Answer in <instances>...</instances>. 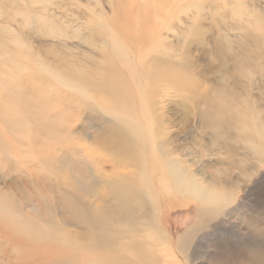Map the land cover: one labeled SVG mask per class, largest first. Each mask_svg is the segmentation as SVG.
Listing matches in <instances>:
<instances>
[{"label":"rangeland","instance_id":"obj_1","mask_svg":"<svg viewBox=\"0 0 264 264\" xmlns=\"http://www.w3.org/2000/svg\"><path fill=\"white\" fill-rule=\"evenodd\" d=\"M62 1L63 0H51L50 3L58 5L60 3L66 4L64 8L69 13L67 17H71V13L73 12L76 15L74 18L79 19V22L68 26L66 29L62 28L63 32L65 30V37L56 38L57 35L49 34V24L48 26H39L36 28L30 23L32 17L45 18L49 21V16H55V9L51 8L49 10V0H0V31L7 30L9 32L7 34L9 40L16 39L19 42V45L21 43L20 49H23H17L23 52V54L26 53L24 51H28L26 53V60L20 58H17L16 60V66H19L23 62L21 64L22 67L24 64V67L27 70L24 69V72L21 74L18 70L14 69L12 72L14 74L11 79L12 81L9 79L8 81L11 82L8 83L6 79L4 82L0 83V85L2 84L3 86L0 87L3 88L0 89L2 90L0 91V104H2V109L0 108V205L5 209L4 210L2 209L3 207H0V218L3 217L2 220L0 219V243H2L0 246V258L2 259L0 261L2 262L3 259L6 261L0 263L239 264L240 255H238V250L241 248L242 251L245 250L246 252V248L252 246V244L258 247L261 254H264V167L257 169L255 173L251 171L250 165L252 158L244 148L245 145L235 137H232V139L227 140L226 142L225 140L223 141L220 139L219 142L217 141V145H209L210 151L206 152L204 158L196 157L199 155L200 146H205L204 141H208L210 136L202 134V131L199 129V122L196 121V118L191 111L187 109L185 99L183 98L185 96L183 88L186 87L181 86V89L176 88L179 98L172 97V94L170 95L168 93H166V95L164 94V90L167 91V87L163 86V84L167 81H149L146 78L145 73L144 75L143 73H140L139 76V72L141 71L138 70L140 69V66H145L146 63H148L147 60L158 56L166 62L171 60V64L173 65H168L171 67L169 73L176 82H183L185 79L188 80L189 84L199 85L203 90H215L220 88V84H228L231 86L234 82L238 83L240 85L239 92L241 94L243 93L242 95L246 96V98L253 103V109L257 110L259 117L264 120V78L259 74L260 70L264 68V45L259 43V45L255 46L253 44V36H259L255 30L254 20L255 16L264 20V0ZM88 2L90 3L88 4ZM86 4L88 5L89 10L85 9L87 8ZM90 9L93 10V12L96 11V13L93 16V19H91L92 23L86 25V20L89 17L92 18L91 15L93 12L90 13ZM124 9L129 12L131 31L132 34L134 33L133 36L135 37H133L132 41L127 39L125 34L119 33L115 26V13L118 10ZM149 12L151 13L150 15L148 14ZM94 17L95 19L96 17L100 18L95 20ZM154 18L156 19L154 20ZM93 20L96 22L94 21L95 23H93ZM148 20H150V23ZM112 24L114 25L112 26ZM146 26L151 27L147 28ZM143 29H145L144 32L142 31ZM147 32L151 33L147 34ZM143 33H146L145 37L144 35L138 37V34ZM92 34L96 39H92ZM99 39H101V43L97 42V44H95L96 40L98 41ZM142 40H145L143 41L144 43L142 42L143 45L140 43ZM146 41L148 42L145 43ZM139 43L141 45H139ZM115 45L118 46L115 47ZM161 49H164V51L166 50V55H160V52H163ZM28 53H30V55ZM144 54H147L148 56ZM254 55L257 57L256 71L258 75L256 74L255 79L251 84L244 82V80H238L237 73L234 69L235 62H245L247 58ZM55 56H75L77 60H83L87 63H92V61H94L99 62L102 65H108V62L112 64V67L115 65L114 68L115 70L118 68L119 75H106L105 78L111 85H116V88L111 86L105 91L97 89L100 94H104L103 96L101 94L102 98L104 97V99H101L99 98L101 96L97 91V95L92 94L90 90H84V88L73 81H65L59 77V74L55 69H49V65L52 63ZM111 57L113 61L111 60ZM141 57L147 58H142L141 60ZM7 59L8 57H5L3 62L7 61ZM37 59L39 60L37 61ZM39 61L41 63H39ZM130 61H132V64H130ZM26 67H29V69ZM41 67L43 69H41ZM244 67L247 70H253L254 72V66L250 65V63L246 64ZM3 68H5V66ZM46 68L48 69L49 74L47 73ZM39 70H45L42 72V77H39L41 74V71ZM52 73H54V75H51ZM78 77H80V75H78ZM68 82L73 83L69 84ZM53 83L55 84L53 85ZM9 84L12 87L10 89H8L10 87ZM166 84L169 83L167 82ZM57 85L60 86V88L57 87ZM24 86L31 89H37L38 97L47 100V104H49V100L51 99L50 104L52 103V105L49 104L47 110L48 113L50 112L51 117L62 114L64 122H61L63 125L61 124L60 129H65L61 130L62 134L59 137L62 138L60 141L64 144L65 141L69 140L66 145H69V148L71 147V149L75 146L73 152H77V159H81V154L84 152L86 154L91 151L89 153L92 162L97 159L102 160L105 164L106 162L108 164L111 162L110 157L94 149L91 143L87 141L88 139L86 137L83 138L81 132L84 131V128H87V135L90 137L97 134L96 131L99 129L98 125L100 121L103 120H116L120 117L119 119H127L126 121L130 124L135 122V124H140V126L145 127L148 123L145 121V117L154 121L155 118L158 119L162 114L166 120L169 119L171 122V124H169V121L165 123L166 128H170V134L172 135L174 133L177 135L175 143H172V146H177V149L179 148L176 153L180 155L177 156L184 158L185 153L191 156L193 153L197 152L196 154H193L191 158L194 156V161H199V163L196 164V166H193L191 171L195 173H204L206 171L211 172L214 178H216L219 183L227 189V191L233 193L232 198L225 202L224 208L219 212V219L217 218L213 221H206L204 219L202 223H198L200 217L206 213V211H200L198 199L188 196L182 197L180 194L173 195L169 192V189L165 188V190L162 191L163 197L159 203L152 201L147 204L148 206L136 205V207H134L129 220L127 222H122V225L118 228L121 232L123 231L124 234L122 237L118 235L119 246L117 245L115 247L114 240L117 239L114 234L115 231L113 230H117V224L110 221L107 225L112 227H108L105 223L95 226L91 220L94 218L93 209L100 204L101 197L97 196V194H92V191L84 192L75 188L73 180L78 178L79 175L73 173L74 176L67 171L62 174L58 171L60 169H57L59 168L57 160L64 153H62V150L60 151L57 149L60 144L57 145V142L49 144V138H46L48 139L46 140V144L43 143L45 142V137L42 139L40 137L41 135H36V133L33 132V124L30 119L28 120L29 117L20 114L17 107V111H15V109L10 110L12 113L10 111L9 113L8 111H5V108L3 109V107H6L4 105L5 102L2 100L4 93L5 100L9 93L8 90H13V87H16L17 90L14 89V91L15 93H19L20 89ZM73 87L74 89H79L74 90ZM62 88L64 90L66 89V91H63ZM72 89L74 91H72ZM116 89H118L117 91L122 96L120 102L116 101V98L113 99ZM151 90L155 92L154 95L152 93L153 96H151ZM81 92L82 94L84 93L83 95L81 94L82 96L80 95ZM107 97H109L110 100H108ZM88 98L91 101H88ZM95 99H99L100 101H95ZM103 100L104 103L110 101V104H104L102 102ZM86 101L88 103H86ZM152 103H155V109L150 107ZM69 104L70 107H68ZM65 105L68 107V110L66 109L67 107L65 108ZM88 105L89 107L94 106V108L90 107L94 111L88 110ZM105 107H107V111L105 110ZM63 108L66 109H64V112ZM98 108L103 109L98 112ZM109 110L110 112L114 111L112 112L113 115L108 112ZM154 110L156 112H154ZM4 113H8V115L4 116ZM107 113H110L112 116H110V114L107 115ZM50 115L48 114V116ZM143 115L147 116L144 117ZM18 116L21 119L18 118ZM115 116L117 117L115 118ZM23 117L26 120H24ZM187 119L189 120V123H187ZM15 124H17L18 128ZM24 133L27 134L23 135ZM64 133L66 137L64 136ZM32 137H36V139L34 138L36 141ZM67 137L69 139H67ZM42 140L43 142H41ZM39 142H41V144H39ZM71 143L73 144L71 145ZM209 143L212 144L211 139L209 140ZM224 145H228L232 151H224ZM220 146H222V150H219ZM42 147L44 148L42 149ZM52 147H55L56 149L52 151ZM6 151L8 154H5L7 153ZM26 152H28V154H26ZM79 156L81 157L79 158ZM46 157V161L51 159V162L48 163L47 161V164L45 165L44 163L43 165ZM5 158L8 162L4 160ZM240 159L245 160L247 165L242 168L238 167L236 161ZM13 162L14 164H12ZM45 167H48V169L52 168V170L50 169L51 172H49L47 168L45 169ZM94 167L95 165L92 166L93 172ZM102 168H104L102 177L104 175L109 176L111 177L112 182H110L111 179H107V181L104 180L105 182L103 181L102 183V180H100V184L97 183V189L101 192L102 196L111 203L114 202L118 194H120L128 205L132 204V198L138 191L144 197L149 199H152L159 194L158 192H155L153 195L146 192L148 185H150V179L147 178V176H143V168L139 167L137 169H132L131 167L125 168L120 165H116V167L108 165H105L104 167L103 165ZM43 169L47 171L45 172ZM65 173L66 175L64 176ZM48 175L51 176L46 177ZM208 176H210V174H208L207 177ZM200 178L198 177V179ZM206 179L207 178H205V180ZM69 182H71V185ZM122 182L124 185L126 184V186H124ZM118 185L122 187V193L116 190V186ZM59 194H61V196H59ZM62 195H64V199H62ZM151 195L153 197H151ZM69 197H72V203L69 201L71 200ZM4 198H7L10 202ZM79 198L83 199L81 203L78 201L76 202ZM3 200L5 203H3ZM63 200L67 202V205L70 204L73 206L74 209L65 208V202ZM60 201H62L61 205H57V203L60 204ZM209 201L212 205H215L216 201L214 196H211ZM3 204L6 205L4 206ZM14 207H17L15 208L17 212L14 210ZM10 208L13 211L9 210ZM41 208H43V210ZM7 210L12 212L9 213ZM18 211H20V214H18ZM85 212H88V214ZM10 214L15 219L12 218ZM16 215L20 217H16ZM21 217L23 218L22 220ZM4 218L6 219V223H4ZM40 218L41 221H39ZM63 220L65 221L63 222ZM21 221H24V223H21ZM28 221L33 222L35 228L32 227V229L30 226L28 227L27 225L30 224ZM87 221H89V223ZM38 225L39 227H36ZM51 228L54 230L57 237L52 233ZM37 229L38 231L35 232ZM44 229L46 230V233L43 236V231L45 232ZM91 229H93V232ZM97 229L99 231H95ZM109 230L111 231L109 232ZM156 230H159L160 232V244L162 243L160 246V249L162 250L161 252L155 251L150 243V241L153 240V232ZM143 231L145 232L143 233ZM82 232H85V236L81 235ZM15 233L18 234L16 235ZM25 234L30 237L28 238ZM131 235L134 239L131 238ZM134 235L137 236L134 237ZM32 236L35 241L32 240ZM67 236H69V239ZM102 236H105V238H102ZM62 238L64 240H62ZM107 238L109 239L107 240ZM53 239L55 243L52 241ZM103 239H105V245ZM140 239H142V242ZM179 239L180 244L182 245L178 248ZM61 240L63 242H60ZM108 241L111 242L109 243ZM184 241L189 242L188 249L187 246L184 245ZM4 244L6 246H4ZM64 244L66 245L64 246ZM101 245L106 247H102ZM2 246L4 248H2ZM14 246L15 248H13ZM57 246H59V248H57ZM15 249L17 250L14 252L16 255L13 254ZM61 249H64L65 251L62 250L61 252ZM46 253L49 254V257ZM89 253H91V255ZM92 255L93 257H91ZM104 255H106V257ZM19 256H22L21 259ZM86 256H88L89 260L91 259L88 263L85 262V260L88 261ZM109 256L113 257L108 258ZM9 258H11V262L9 261ZM94 259L96 262L92 261Z\"/></svg>","mask_w":264,"mask_h":264},{"label":"bare ground","instance_id":"obj_2","mask_svg":"<svg viewBox=\"0 0 264 264\" xmlns=\"http://www.w3.org/2000/svg\"><path fill=\"white\" fill-rule=\"evenodd\" d=\"M51 0H49V10L51 8L55 9V16H49V21L48 19L45 18H35L32 17L30 19V23L32 26L34 27H39V26H48L49 24V34L51 35H57L56 38H64L65 35V30L63 32L62 28H67L68 26L72 25V24H76L78 23L79 19H75L74 17H76V15L72 12L71 13V17H67L68 16V12L65 10V5L64 3H60L58 4H53L50 3ZM64 1V0H63ZM62 1V2H63ZM112 1V0H111ZM123 1V0H122ZM121 1V2H122ZM96 2V1H94ZM90 2H88L89 4ZM112 3V2H111ZM123 3V2H122ZM64 4V5H63ZM111 5V4H110ZM85 7V6H84ZM85 8L86 10H89L88 5L86 4ZM93 7V6H92ZM91 8V6H90ZM92 9V8H91ZM90 9V13L93 12V10ZM154 12V11H152ZM96 11L92 13V18L89 17L85 22L86 25H89V23H92L91 19H93V16L95 15ZM141 13V12H140ZM136 14V13H135ZM139 14V13H138ZM149 15L151 14L150 12L148 13ZM100 15V14H99ZM97 15V16H99ZM156 15V13H155ZM159 15V14H158ZM157 15V16H158ZM90 16V15H88ZM102 16V14H101ZM129 12L124 9V10H118L115 13V26L116 29L119 33L121 34H125V37L129 40L132 41L133 39V34L131 31V20L129 18ZM133 17V16H132ZM159 17V16H158ZM100 18V17H98ZM96 17V19H98ZM102 18V17H101ZM107 18V17H106ZM135 18V17H134ZM71 19V20H70ZM75 19V20H73ZM95 19V17H94ZM95 19V20H96ZM136 19V18H135ZM149 19V18H148ZM151 19V18H150ZM156 18H154L155 20ZM57 20V22H56ZM93 20V23H95L96 21ZM101 20V19H100ZM95 21V22H94ZM141 21V20H140ZM150 23V20H148ZM101 23V22H100ZM147 23V22H146ZM154 23V22H153ZM145 24V23H143ZM114 24H112L113 26ZM254 25H255V30L257 31V35L259 36H253V44L259 45L263 44L264 45V20L260 17H256L255 16V20H254ZM157 26V25H155ZM75 27V26H74ZM147 27V26H146ZM145 27V29L147 30V28L151 27L148 26L147 28ZM115 29V28H114ZM143 29L142 31L144 32ZM141 30V29H140ZM156 30V29H154ZM100 31V30H98ZM137 31V29H136ZM104 32V30H103ZM9 32L7 30L5 31H0V83L4 82L6 79L7 81L10 79H12V76L14 75L12 72L14 69L18 70V72H20L22 74V72H24V64L22 67V63L19 66H16V60L17 58L26 60L27 59V52L28 51H24L26 53L23 54V52H21L20 50V45L18 44L19 42L16 39H12L9 40L7 37V34ZM151 33V32H147ZM136 34V33H135ZM146 33L143 34H138V37H142L144 35L145 37ZM156 34V33H155ZM96 35V33H95ZM120 35V34H119ZM92 39H96L95 36H93V34L91 35ZM101 36V35H100ZM150 36V35H148ZM147 36V37H148ZM102 37V36H101ZM100 37V38H101ZM135 38V37H134ZM150 38V37H149ZM136 40V39H135ZM11 41V42H10ZM145 40H142L140 43H142ZM157 41V40H156ZM97 42L101 43V39H99L98 41L96 40L95 44H97ZM148 41H146L145 43H147ZM104 43V42H103ZM106 43V42H105ZM116 43V42H115ZM139 43V45H141ZM144 43V42H143ZM142 43V45H143ZM121 44V43H119ZM118 44V45H119ZM156 44V43H155ZM118 45H115L118 46ZM154 45V44H153ZM102 46V45H101ZM122 46V45H121ZM137 46V44H136ZM146 46V45H145ZM144 46V47H145ZM149 46V45H148ZM23 47V46H22ZM141 47V46H139ZM142 47V48H144ZM153 47V46H152ZM157 47V46H156ZM15 48V49H14ZM19 48V49H17ZM124 48V47H123ZM26 49V48H25ZM106 49V48H105ZM154 49V48H153ZM113 50V49H112ZM115 50V49H114ZM156 50V49H155ZM125 51V50H124ZM157 51V50H156ZM160 55L163 56L166 55L167 52L164 51V49H161ZM173 51V50H171ZM159 52V51H158ZM106 53V52H104ZM26 54V55H25ZM30 55V53H28ZM121 54V52H120ZM9 55V56H8ZM24 55V56H23ZM147 55V54H144ZM143 55V56H144ZM152 55V54H151ZM72 56V55H71ZM71 56H64V57H59V56H55L52 60V63H50L49 65V69L53 68L55 69V71L59 74V77H61L62 79H64L65 81H73L75 83H77L78 85H80L82 88L87 89L88 91L90 90L92 92V94H96L97 93L101 96V94L98 92V90H107L108 87H114L116 88V85H111L110 83H108L107 79L105 78L106 75H119L118 74V68L117 70H115V65L114 67H112L111 63H108V65H102L99 62H94L92 61V63H87L85 61H80L77 60V58L71 57ZM148 56V55H147ZM7 58V61L3 62L4 58ZM29 57V56H28ZM3 58V59H2ZM122 58V57H121ZM133 58V57H132ZM144 57H141V60ZM147 58V57H146ZM144 58V59H146ZM128 59V58H127ZM257 57L254 55L252 57L247 58V60L245 62L242 61H236L234 64V69L237 73V77L238 80H244V82H247L248 84H251V82H253V80L255 79V76L257 74V61H256ZM36 60V58H35ZM39 59H37L38 61ZM109 60V58H108ZM112 60V57H111ZM115 60V59H114ZM170 60V59H169ZM107 61V60H105ZM113 61V60H112ZM134 61V60H133ZM148 63H146V65H142L140 66V69H138L139 71V76L140 73H145L146 78L149 81H167L169 84H163V86H166L167 91L164 90V94L168 93V94H172V97L174 96L175 98H179L178 93L176 92V88H180L181 86H185L186 88L184 89V93L185 96L183 97L185 99V104L187 105V109L189 111H191V113L194 115V117L196 118V121L199 122V129L202 131V134H205L206 136H210L209 140H212V144L209 143L208 141H204L205 146H200V150H199V155L196 157L199 158H204L206 156V152H209V145H217V141L219 142L220 139H222L223 141L225 140V142L227 140L232 139V137H235L237 140H239L244 146V148L247 150V153L251 156L252 158V162L250 165V169L253 173H255V171H257V169L264 167V120L261 119L259 117V113L257 112V110L253 109V103H251L248 98H246V96L242 95L239 92L240 89V85L238 83H233L231 86H229L228 84L226 85H219L220 88H217L215 90H203L201 89V87L199 85H191L188 83V80H183V82H176L172 75H170V66L168 65H173L171 64V60L169 62L164 61L162 58L160 57H152L149 60H147ZM115 62V61H114ZM129 62V60H128ZM132 64V61H130ZM39 63H41L39 61ZM250 63V65L254 66V72L253 70H247L244 66L246 64ZM106 64V63H105ZM115 64V63H114ZM142 64V63H141ZM175 64V63H174ZM36 65V64H35ZM44 65V64H43ZM139 65V64H138ZM176 65V64H175ZM5 66V68H3ZM11 68H9V67ZM29 66V65H28ZM107 66V67H105ZM130 66V65H129ZM30 67V66H29ZM29 67H26L29 69ZM137 67V66H136ZM145 67V68H144ZM48 68V67H47ZM46 68V69H47ZM121 68V67H120ZM127 68V67H126ZM131 68V66H130ZM139 68V66H138ZM41 69H43L41 67ZM124 69V68H123ZM27 70V69H25ZM122 70V69H121ZM126 70V69H125ZM41 71L39 74V77H42L41 75L43 74L42 72L45 70H39ZM50 72V71H49ZM45 73V72H44ZM47 73H48V69H47ZM46 73V75H47ZM51 73V72H50ZM128 73V72H127ZM134 73V72H133ZM49 74V73H48ZM259 74H261L262 78H264V68L260 70ZM38 75V74H37ZM51 75H54V73H52ZM78 75H80V77H78ZM135 75V74H133ZM258 75V74H257ZM58 76V75H57ZM56 76V77H57ZM129 76V74H128ZM51 77V76H50ZM53 77V76H52ZM57 77V78H59ZM51 79V78H50ZM49 79V80H50ZM41 80V79H40ZM54 80V79H53ZM51 80V81H53ZM133 80V79H132ZM169 80V81H168ZM12 81V80H11ZM10 81V82H11ZM42 81V80H41ZM50 81V82H51ZM182 81V80H181ZM8 81V83H10ZM54 82V81H53ZM63 82V81H62ZM68 82V83H69ZM73 82L69 83L72 84ZM140 82V81H139ZM65 83V82H64ZM67 83V84H68ZM16 84V83H15ZM52 84V82H51ZM55 83H53L54 85ZM152 84V83H151ZM185 84V85H184ZM4 85V84H3ZM77 85V86H78ZM136 85V84H135ZM2 86V84L0 85V87ZM10 86V84H9ZM65 86V85H64ZM3 87V86H2ZM8 87V86H7ZM17 87V86H16ZM16 87H13L15 90H17ZM51 87V86H50ZM57 87L60 88V86L57 85ZM67 87V86H66ZM79 87V86H78ZM144 87V86H143ZM154 87V86H153ZM12 88L11 86L8 88L10 89ZM55 88V86H54ZM76 88V87H75ZM3 89V88H0ZM13 90H8L9 93L6 96L7 98L4 100V95H3V102H5V106L3 107V109L5 108V111H9L11 109H15V111H19L20 114L25 115L28 118V120L30 119V121L33 124V129L36 133V135L38 134L42 139L43 137H45V142H43V140L41 142L46 144V138H49V144L53 143V142H57L60 146L57 148L58 150H62L63 155L59 157V159L57 160V162L59 163V168L58 170L60 173L63 174V172H69L70 174L72 173V175L76 174L79 175L78 178H76L75 180H73V185L75 186V188L79 189L80 191H84V192H91L92 194H97V196L101 197V202L100 204L95 207L93 209V216L94 218L91 219L93 221V225H101V224H106L109 223L110 221H113V223L115 222L117 224V230H113L115 231V237L117 240H114V246L116 247L118 244V239L119 236L122 237V235L124 234L123 231L121 232L119 228V226L122 225V222H127L130 218V216L132 215V210L134 209V207H136V205H144V206H148L147 204H149V202L155 201L156 203H159V201H161L163 195H162V191L165 190V188L169 189V192L171 194H180V196L182 197H193L198 199L199 201V208L200 211H206V213L200 217V221L198 223H202L204 221V219L207 221H213L216 220L217 218L219 219V212L224 208V204L226 201H228L230 198H232L233 193L227 191L226 188H224L219 181L214 178L213 174L211 172H204V173H195L192 172L191 169L193 168V166H196V164L199 163V161H194V156L191 158V156H189L188 154H184V158H181L177 155L176 152L178 151L177 146H172V143H175V138L177 137V135H175L174 133L171 135L169 132L170 128H166V122L169 121V124H171L170 120H166L164 118V116L161 114V116L158 119H154V121H152L150 118H146L145 116L147 115H143L145 117V121H147V126L142 127L140 126V124H135V122L133 123H128L125 119H116V120H103L100 121L99 125H98V131L97 134L93 135V136H88L87 135V128H84V131L81 132V135L84 137H86L87 141H89L92 145V147H94V149H96L97 151H100L103 154H106L108 157H110V161L109 164L106 162V164L100 160H93V162L91 161V156L90 153L91 151L87 152L85 154V152L83 154H81L82 158L81 159H77L76 154L77 152L74 151V147H72L73 149H71V147L69 148V145H66L67 141H65V143L63 144L60 139L59 136L62 134L61 130L64 129H60L61 126V122H64L63 118H62V114L59 116H52L50 115V112L48 113V106L50 104V100H49V104H47V100L43 99L42 97H38L37 95V89L34 88H27L26 86L22 87V89H20L19 93H15V91ZM63 89V88H62ZM70 89V88H69ZM74 89V87H73ZM79 88H76V89ZM81 89V88H80ZM98 89V90H97ZM137 89V88H136ZM152 89V88H151ZM118 89H116L115 94L113 99H117L116 101L120 102V99H122L121 94L117 91ZM145 90V88H144ZM2 91V90H0ZM63 91H66V89ZM82 91V90H81ZM97 91V93H96ZM170 91V92H169ZM17 92V91H16ZM58 92V91H57ZM71 92V91H69ZM85 92V91H84ZM128 92V91H127ZM88 93V92H86ZM90 93V92H89ZM130 93V92H129ZM140 93V90H139ZM146 93V92H145ZM151 96L154 95V91L151 90L150 91ZM153 93V95H152ZM82 94V92L80 93V95ZM84 94V93H83ZM82 94V95H83ZM74 95V93H73ZM81 95V96H82ZM90 95V94H89ZM88 95V96H89ZM95 95V96H96ZM98 95V97H99ZM104 94H102L103 96ZM113 95V94H112ZM143 95V94H142ZM167 95V94H166ZM87 96V95H85ZM101 99H104V97ZM110 96V95H109ZM138 96V95H137ZM140 96V95H139ZM75 97V96H73ZM97 97V96H96ZM82 98V97H81ZM90 98V97H89ZM88 98V101L90 100ZM108 100H110L109 97H107ZM144 98V97H143ZM106 99V97H105ZM154 99V98H153ZM84 100V99H83ZM94 100V99H93ZM92 100V101H93ZM91 101V100H90ZM95 101H100L99 99ZM94 101V102H95ZM107 101V99H106ZM144 101V100H143ZM142 101V102H143ZM146 101V99H145ZM59 102V101H58ZM75 102V101H74ZM83 102V101H82ZM93 102V103H94ZM104 103V100L102 101ZM101 102V103H102ZM110 102V101H109ZM109 102H105L106 105ZM80 103V102H79ZM86 103H88L86 101ZM100 103V102H99ZM104 103V104H105ZM139 103V102H138ZM60 104V103H58ZM97 104V103H96ZM110 104V103H109ZM148 104V102H147ZM2 104H0V108ZM52 105V103L50 104ZM54 105V104H53ZM61 105V104H60ZM95 105V104H92ZM99 105V104H97ZM96 105V107H97ZM149 105V104H148ZM72 106V105H71ZM101 106V105H99ZM110 106V105H109ZM108 106V107H109ZM143 106V105H141ZM160 106V105H159ZM18 109H17V108ZM54 107V106H53ZM52 107V108H53ZM67 106L65 105V108ZM70 107V104L69 106ZM68 107L66 108L68 110ZM83 107V106H82ZM87 107V106H86ZM85 107V108H86ZM92 107V106H90ZM88 105V110H92V108H94V106L92 108H90ZM103 107V106H102ZM140 107V106H139ZM148 107V106H146ZM145 107V108H146ZM150 107L155 109V103H152L150 105ZM57 108V107H56ZM65 108H63V112L66 110ZM84 108V107H83ZM2 109V108H1ZM17 109V110H16ZM65 109V110H64ZM103 109V108H102ZM102 109L98 108V112L99 110L101 111ZM107 109V107H105V110ZM113 109V108H112ZM110 109V110H112ZM158 109V108H157ZM51 110V109H50ZM49 110V111H50ZM55 110V109H54ZM70 110V109H69ZM81 110V109H80ZM87 110V109H86ZM110 110L108 112H110ZM120 110V109H119ZM146 110V109H145ZM14 111V112H15ZM52 111V110H51ZM94 111V110H92ZM97 111V110H96ZM107 111V110H106ZM105 111V112H106ZM118 111V109H117ZM116 111V112H117ZM124 111V110H123ZM147 111V110H146ZM188 111V112H189ZM11 112V111H10ZM89 112V111H88ZM104 112V111H102ZM114 112V111H112ZM110 112V113H112ZM121 112V111H120ZM148 112V111H147ZM154 112H156L154 110ZM6 113V112H5ZM4 113V116H7V114ZM12 113V112H11ZM97 113V112H96ZM110 113H107L110 114ZM141 113V112H140ZM48 114L50 116H48ZM122 114V113H121ZM149 114V113H148ZM158 114V113H157ZM190 114V113H188ZM15 115V114H14ZM21 115V116H22ZM113 115V113H112ZM110 114V116H112ZM142 115V113H141ZM3 116V117H4ZM24 116V117H25ZM149 116V115H148ZM156 116V115H155ZM13 117V116H12ZM23 117V119H24ZM117 116H115L116 118ZM122 117V116H121ZM18 118H20L18 116ZM26 118V117H25ZM143 118V117H142ZM21 119V118H20ZM7 120V119H6ZM16 120V119H14ZM26 120V119H24ZM188 120V119H187ZM19 121V120H18ZM13 122V121H11ZM10 122V123H11ZM27 122V121H25ZM6 123V122H5ZM29 123V121H28ZM187 123H189V120L187 121ZM9 124V123H8ZM168 124V125H169ZM14 125V123H13ZM17 127V124H15ZM22 125V123H21ZM63 125V124H62ZM9 126V125H8ZM18 128V127H17ZM27 128V127H26ZM91 128V127H90ZM22 129V128H21ZM28 129V128H27ZM25 130V129H24ZM69 131V130H67ZM26 132V131H25ZM65 132V131H64ZM190 132V131H189ZM188 132V133H189ZM28 133V132H27ZM24 133L23 135L27 134ZM21 134V133H19ZM33 134V133H32ZM35 135V134H33ZM32 135V136H33ZM74 135V134H73ZM38 136V138H39ZM48 136V137H47ZM65 136V133H64ZM63 136V137H64ZM189 136V135H188ZM66 137V136H65ZM70 137V136H69ZM26 138V137H25ZM33 138V137H32ZM36 139V137H34ZM33 138V139H34ZM41 138H39L41 140ZM3 139V138H2ZM34 139V140H35ZM67 139H69L67 137ZM71 139V137H70ZM39 140V141H40ZM36 141V140H35ZM38 141V139H37ZM41 142H39V144H41ZM72 142V141H71ZM31 143V142H30ZM48 144V142H47ZM70 144V143H69ZM73 143H71L72 145ZM30 145V144H29ZM70 145V146H71ZM85 145V144H84ZM88 145V144H86ZM3 146V145H1ZM42 146V145H41ZM39 147V146H38ZM44 147H42L43 149ZM32 149V148H31ZM56 148L52 147V151H54ZM224 151H232V149L229 148L228 145H224L223 146ZM4 150V149H3ZM30 150V149H29ZM33 150V149H32ZM38 150V149H37ZM78 150V149H77ZM85 150V149H84ZM219 150H222V146L219 147ZM8 151V150H7ZM6 151V152H7ZM31 151V150H30ZM2 152V151H1ZM9 152V151H8ZM5 153V154H8ZM59 152V151H58ZM235 152V151H234ZM98 153V152H97ZM26 154H28V152H26ZM35 154V153H34ZM46 154V153H45ZM94 154V151H93ZM191 154V153H190ZM3 155V154H2ZM1 155V156H2ZM30 155V154H29ZM33 155V154H32ZM56 155V154H55ZM80 155V154H79ZM10 156V155H9ZM36 156V155H35ZM79 156V158L81 157ZM4 157V156H3ZM43 157V156H42ZM55 157V156H54ZM95 157V154H94ZM179 157V158H178ZM7 158V157H6ZM6 158L4 159L6 161ZM232 158V157H231ZM2 159V158H1ZM35 159V158H34ZM37 159V158H36ZM47 157L45 158V162H43V165L45 163V165L47 164L46 161ZM51 160V159H50ZM48 161V163H50L51 161ZM230 160V158H229ZM233 160V159H231ZM1 161V160H0ZM37 161V160H36ZM44 161V158H43ZM54 161V160H53ZM8 162V161H6ZM34 162V161H33ZM202 162V161H201ZM4 163V162H3ZM54 163V162H53ZM56 163V162H55ZM7 164V163H6ZM5 164V165H6ZM14 164V162L12 163ZM236 164L238 165V167L242 168L243 166H246V161L245 160H237ZM51 165V164H50ZM49 165V166H50ZM94 172L92 170V166H94ZM104 165H108V166H112V167H116V165H120L122 167L125 168H132V169H137V168H143V176H147V178L150 179V185H148L147 187V191L149 194H153L155 192H158L159 194L157 196H152V199H149L147 197H144L139 191L134 195V197L132 198V204L128 205V203L120 196V194H118V196L116 197V199L114 200V202H109L108 200H106L104 198V196H102L101 192L97 189V183L100 184V180L101 183L107 179H111V177L104 175L102 177V173L104 172V168H102ZM2 166V165H1ZM13 166V165H12ZM6 167V166H5ZM10 167V166H9ZM52 167V166H51ZM202 167V166H201ZM48 169V167H45V169ZM43 169V170H45ZM52 170V168H50ZM49 170V172H51ZM12 170V169H11ZM16 170V169H15ZM47 170H45L46 172ZM56 171V170H55ZM57 171V172H58ZM48 172V173H49ZM58 172V173H59ZM46 173V174H48ZM74 173V174H73ZM101 174V175H100ZM210 174V176L207 177V175ZM56 175V172H55ZM54 175V176H55ZM66 175V173L64 174V176ZM101 178H100V176ZM51 175H48L46 177H49ZM71 176V175H69ZM75 176V175H74ZM156 177V178H154ZM198 177L200 179H198ZM55 178V177H54ZM66 178V177H64ZM205 178H207L205 180ZM37 179V178H36ZM71 179V178H70ZM74 179V178H73ZM98 180V182H97ZM109 181V180H108ZM105 182V181H104ZM112 182V179L111 181ZM71 185V182H69ZM123 183V182H122ZM148 183V182H147ZM64 184V183H63ZM13 185V184H12ZM47 185V184H46ZM62 185V184H61ZM124 185V183H123ZM119 186V185H118ZM116 186V190L118 192H123L122 191V187H118ZM126 186V184L124 185ZM16 187V186H15ZM104 187V186H103ZM64 189V188H63ZM141 189V188H140ZM143 189V188H142ZM65 190V189H64ZM70 190V189H68ZM74 190V189H73ZM106 191V190H104ZM133 191V190H132ZM145 191V190H144ZM64 192V191H63ZM62 192V193H63ZM129 192V191H128ZM127 192V194H128ZM144 193V192H143ZM1 194V193H0ZM66 194V193H65ZM73 194V193H72ZM131 194V193H130ZM1 196V195H0ZM59 196H61V194H59ZM67 196V194H66ZM72 196V195H71ZM96 196V195H95ZM211 196L215 197V205H212L209 201V198ZM6 197V196H5ZM62 199H64V195H62ZM78 197V196H77ZM76 197V198H77ZM80 197V196H79ZM130 197V196H128ZM41 198V197H40ZM39 198V199H40ZM60 198V197H59ZM58 198V199H59ZM5 199V198H4ZM7 199V198H6ZM5 199V200H6ZM11 199V198H9ZM71 199V200H69ZM69 201H71L72 203V197H69ZM97 199V197H96ZM131 199V198H128ZM8 200V199H7ZM60 200V199H59ZM233 200V199H232ZM9 201V200H8ZM41 201V200H40ZM64 203V207L65 208H71L74 209L73 206H71L69 203V205H67V202L65 200H63ZM82 202L83 199L79 198V200H76V202ZM10 202V201H9ZM57 202L59 203V201L57 200ZM57 203V205H61ZM99 202V201H98ZM232 202V201H231ZM3 203L4 200H3ZM41 203V202H40ZM89 203V201H88ZM87 203V204H88ZM7 204V203H6ZM6 204H3L4 206ZM9 204V203H8ZM75 204V203H74ZM42 205V203H41ZM85 205V204H83ZM89 205V204H88ZM1 207V205H0ZM3 207V206H2ZM1 207V208H2ZM43 207V205H42ZM60 207V206H59ZM7 208V207H6ZM17 207H14V210ZM49 208V206H48ZM86 208V207H85ZM4 209V207L2 208ZM40 209V207H39ZM43 210V208H41ZM46 209V208H45ZM5 210V209H4ZM3 210V211H4ZM9 210H12L11 208ZM33 210V208H32ZM85 210V209H84ZM13 211V210H12ZM12 211H8L7 212H12ZM16 211V210H15ZM17 212V211H16ZM20 214V211H18ZM14 213V212H13ZM35 213V212H34ZM44 213V212H43ZM88 214V212H85ZM5 214V213H4ZM17 214V213H16ZM17 214V215H18ZM50 214V213H49ZM53 214V213H52ZM6 215V214H5ZM11 215V214H10ZM16 217H20L17 216ZM24 215V214H23ZM48 215V214H47ZM9 216V215H8ZM12 216V215H11ZM25 216V215H24ZM23 217V216H22ZM21 217V220L23 219ZM90 217V215H89ZM88 217V218H89ZM3 218V217H2ZM2 218H0L2 220ZM12 218H14L12 216ZM43 218V217H42ZM45 218V217H44ZM65 218V217H64ZM5 219V218H4ZM15 219V218H14ZM26 219V218H25ZM66 219V218H65ZM0 220V221H1ZM28 220V219H27ZM32 220V218H31ZM89 220V219H88ZM8 221V219H7ZM11 221V220H10ZM39 221H41V218L39 219ZM65 220H63L64 222ZM68 221V220H67ZM90 221V220H89ZM89 221H87L89 223ZM139 221V220H138ZM30 222V221H28ZM35 222V221H34ZM46 222V220H45ZM69 222V221H68ZM1 223V222H0ZM4 223H6V219L4 221ZM21 223H24V221H21ZM20 223V224H21ZM33 222H30L29 225H27L28 227L30 226V228H35V224H32ZM44 223V222H43ZM50 223V222H49ZM52 223V222H51ZM10 224V223H8ZM40 224V223H39ZM65 224V223H64ZM115 224V225H116ZM142 224V223H141ZM140 224V225H141ZM2 225V224H1ZM7 225V224H6ZM23 225V224H22ZM26 225V224H25ZM33 225V226H31ZM37 225V223H36ZM54 225V224H53ZM52 225V226H53ZM59 225V224H58ZM57 225V226H58ZM74 225V224H73ZM56 226V225H55ZM54 226V227H55ZM67 226V225H66ZM108 226V225H107ZM105 226V227H107ZM201 226V225H200ZM14 227V226H13ZM12 227V228H13ZM19 227V226H16ZM23 227V226H22ZM36 227H39L36 226ZM72 227V225H71ZM108 227H112V226H108ZM6 228V227H5ZM21 228V227H20ZM24 228V227H23ZM27 228V227H26ZM32 228V229H33ZM45 228V227H44ZM48 228V227H47ZM60 228V227H59ZM115 228V226H114ZM114 228H110V229H114ZM9 229V228H8ZM22 229V228H21ZM40 229V228H39ZM42 229V228H41ZM52 229V228H51ZM57 229V228H56ZM108 229V228H107ZM11 230V229H10ZM14 230V229H13ZM45 230V229H44ZM80 230V229H79ZM93 229H91L92 231ZM132 230V229H131ZM130 230V231H131ZM7 231V230H6ZM12 231V230H11ZM10 231V232H11ZM20 231V230H18ZM26 231V230H25ZM29 231V230H28ZM37 230H35V232H37ZM43 231V230H41ZM51 231V230H50ZM63 231V230H62ZM61 231V232H62ZM95 231H99L98 229ZM107 231V230H106ZM111 230H109L110 232ZM16 232V231H15ZM27 232V231H26ZM25 232V233H26ZM34 232V231H33ZM34 232V234H35ZM65 232V231H64ZM93 232V231H92ZM108 232V231H107ZM145 231H143L144 233ZM3 233V232H2ZM1 233V235H2ZM30 233V232H29ZM46 233L43 231V236ZM49 233V232H47ZM52 233H54V230L52 229ZM57 233V232H56ZM60 233V231H59ZM138 233V232H137ZM136 233V234H137ZM141 233V234H143ZM153 240L150 241V243L152 244L153 248L155 251L157 252H161L162 250L160 249V232L159 230L154 231L153 232ZM10 234V233H9ZM13 234V232H12ZM16 234V233H15ZM18 234V233H17ZM16 234V235H17ZM27 234V233H26ZM25 234V235H26ZM32 234V235H34ZM55 234V233H54ZM78 234V232H77ZM76 234V236H77ZM100 234V233H99ZM129 234V233H127ZM134 234V232H133ZM31 235V234H30ZM40 235V233H39ZM64 235V234H63ZM67 235V233H66ZM70 235V234H69ZM72 235V234H71ZM75 235V234H74ZM81 235L85 236V232H82ZM119 235V236H118ZM126 235V234H125ZM140 235V234H139ZM188 235V234H187ZM11 236V235H10ZM27 236V235H26ZM36 236V235H34ZM55 236L57 237V235L55 234ZM61 236V233H60ZM137 235H134V237H136ZM28 238L30 236H27ZM48 237V235H47ZM69 236H67L68 238ZM101 237V236H100ZM110 237V236H109ZM125 237V236H124ZM130 237V236H129ZM126 237V238H129ZM43 238V237H42ZM41 238V240H42ZM50 238V237H49ZM60 238V237H59ZM91 238V237H90ZM102 238H105V236ZM131 238L132 235H131ZM151 238V237H150ZM39 239V238H38ZM52 239V238H51ZM58 239V238H57ZM69 239V238H68ZM109 238H107L108 240ZM111 239V238H110ZM134 239V238H133ZM15 240V239H12ZM32 240L33 236H32ZM40 240V239H39ZM47 240V239H46ZM62 240H64L62 238ZM60 242H63V241ZM67 240V239H66ZM105 239H103L104 241ZM129 240V239H128ZM142 239H140L141 241ZM35 241V240H34ZM54 241V239L52 240ZM68 241V240H67ZM89 241V240H88ZM98 241V240H97ZM102 241V242H103ZM112 241V240H111ZM111 241H108L109 243ZM122 241V239H121ZM137 241V240H136ZM135 241V242H136ZM40 242V241H39ZM71 242V240H70ZM123 242V241H122ZM138 242V241H137ZM136 242V243H137ZM142 242V241H141ZM52 243V242H51ZM55 243V241H54ZM65 243V242H64ZM79 243V242H78ZM87 243V242H86ZM85 243V244H86ZM105 241H104V245H105ZM108 243V244H109ZM185 243V244H184ZM184 245L187 246V249L189 248V242H185L184 241ZM2 243H0L1 246ZM49 244V243H48ZM71 244V243H70ZM84 244V245H85ZM89 244V243H88ZM87 244V246H88ZM94 244V243H93ZM141 244V243H140ZM60 245V244H59ZM63 245V244H62ZM66 244H64L65 246ZM68 245V244H67ZM75 245V244H74ZM79 245V244H77ZM76 245V246H77ZM83 245V246H84ZM103 245V243H102ZM101 245V246H102ZM110 245V244H109ZM108 245V246H109ZM136 245V244H135ZM182 244H180V239L178 240V248L181 247ZM4 246H6L4 244ZM45 246V245H44ZM71 246V245H70ZM141 246V245H140ZM145 246V245H144ZM143 246V247H144ZM51 247V246H50ZM61 247V245H60ZM74 247V246H73ZM92 247V246H91ZM97 247V246H96ZM102 247H106V246H102ZM139 247V246H137ZM2 248H4L2 246ZM15 248V246L13 247ZM41 248V247H40ZM57 248H59V246H57ZM63 248V246H62ZM72 248V247H71ZM89 248V247H88ZM87 248V249H88ZM109 249H111L110 247H108ZM141 248V247H140ZM151 248V247H150ZM149 248V249H150ZM151 248V249H153ZM169 248V247H168ZM68 249V248H67ZM85 249V248H84ZM92 249V248H91ZM138 249V248H137ZM136 249V250H137ZM167 249V248H166ZM177 249V248H176ZM44 250V249H43ZM48 250V249H47ZM55 250V249H54ZM58 250V249H57ZM64 249H61V252ZM69 250V249H68ZM89 250V249H88ZM246 252L245 250H241V248L238 250V255H240V263L239 264H264V254H261V252L259 251L258 247L255 246L254 244H252V246L246 248ZM17 251L16 249L13 251V254L16 255L14 252ZM51 251V248H50ZM53 251V250H52ZM65 251V250H64ZM63 251V252H64ZM84 251V250H83ZM87 251V250H86ZM178 251V250H177ZM46 252V251H45ZM56 252V251H54ZM52 252V253H54ZM85 252V251H84ZM129 252V251H127ZM126 252V253H127ZM137 252V251H136ZM143 252V251H142ZM60 253V252H58ZM125 253V254H126ZM11 254V251H10ZM10 254H8L9 256H11ZM45 254V253H44ZM47 254V253H46ZM91 255V253H89ZM124 254V255H125ZM181 254V253H180ZM20 255V254H19ZM49 257V254H47ZM56 255V253H55ZM59 255V254H58ZM88 255V254H85ZM88 255V256H90ZM99 255V254H98ZM158 255V254H157ZM237 255V256H238ZM30 256V255H29ZM46 256V255H45ZM44 256V258H45ZM88 256H86V259L88 261L85 260V262H89L90 260L88 259ZM96 256V255H95ZM94 256V257H95ZM106 257V255H104ZM108 256V255H107ZM114 256V255H113ZM112 256V257H113ZM123 256V255H122ZM161 256V255H160ZM20 257V256H19ZM22 257V256H21ZM20 257V259H21ZM47 257V256H46ZM55 257V256H54ZM93 257V255L91 256ZM111 256H109L108 258H110ZM111 257V258H112ZM83 258L85 259V257L83 256ZM104 258V257H103ZM120 258V257H119ZM136 258V257H135ZM138 258V257H137ZM142 258V257H141ZM146 258V257H145ZM2 258H0L1 260ZM40 259V258H39ZM38 259V260H39ZM42 259V258H41ZM83 259V260H84ZM105 259V258H104ZM149 260V259H148ZM5 259H3L2 262H4ZM9 261L11 262V258H9ZM12 261L14 262V260L12 259ZM21 261V260H20ZM23 261V260H22ZM29 261V260H28ZM35 261V260H34ZM43 261V260H42ZM80 261V260H79ZM93 262L95 261L92 260ZM125 261V260H124ZM1 262V261H0ZM1 262V263H2ZM6 262V261H5ZM12 262V263H13ZM44 262V261H43ZM82 262V260H81ZM96 262V261H95ZM103 262V260H102ZM0 263V264H1ZM91 263V262H90ZM122 263V262H121ZM137 263V262H136ZM139 263V262H138ZM5 264V263H4ZM11 264V263H10ZM21 264V263H20ZM25 264V262H24ZM35 264V263H33ZM37 264V263H36ZM40 264V263H39ZM49 264V263H47ZM102 264V263H101ZM110 264V263H109ZM131 264V263H130Z\"/></svg>","mask_w":264,"mask_h":264}]
</instances>
